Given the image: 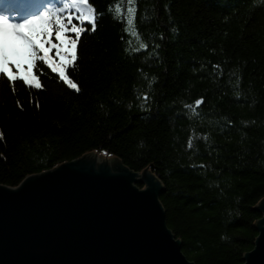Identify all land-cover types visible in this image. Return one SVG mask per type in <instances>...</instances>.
Returning <instances> with one entry per match:
<instances>
[{"label": "trees", "instance_id": "1", "mask_svg": "<svg viewBox=\"0 0 264 264\" xmlns=\"http://www.w3.org/2000/svg\"><path fill=\"white\" fill-rule=\"evenodd\" d=\"M88 5L96 30L65 67L79 91L39 61L31 86L0 77V185L105 153L161 180L190 261L244 264L264 198V0Z\"/></svg>", "mask_w": 264, "mask_h": 264}, {"label": "water", "instance_id": "2", "mask_svg": "<svg viewBox=\"0 0 264 264\" xmlns=\"http://www.w3.org/2000/svg\"><path fill=\"white\" fill-rule=\"evenodd\" d=\"M163 190L152 172L99 153L0 185V264H195L167 225ZM256 208L244 264H264V200Z\"/></svg>", "mask_w": 264, "mask_h": 264}, {"label": "snow or ice", "instance_id": "3", "mask_svg": "<svg viewBox=\"0 0 264 264\" xmlns=\"http://www.w3.org/2000/svg\"><path fill=\"white\" fill-rule=\"evenodd\" d=\"M58 4L43 5L42 10L30 13L27 18L13 19L6 12L0 13V77H6L13 85L22 80L31 86L33 80L24 73L34 77L33 69L39 61L79 91L65 75V67L77 59L78 41L88 31L85 23L91 26V31L96 30L95 16L83 11L91 7L88 0H58ZM52 49L60 59L59 66L50 55ZM35 86L41 87L38 79Z\"/></svg>", "mask_w": 264, "mask_h": 264}, {"label": "rangeland", "instance_id": "4", "mask_svg": "<svg viewBox=\"0 0 264 264\" xmlns=\"http://www.w3.org/2000/svg\"><path fill=\"white\" fill-rule=\"evenodd\" d=\"M83 11H85L86 13H87V11H86V8H84L83 9ZM59 58V57H58ZM52 59H53V61L55 62V63H57V65L59 66V64H60V61H59V59L57 60V59H54L53 57H52ZM97 153H99V152H97ZM99 154H101V155H103V156H106V157H110L109 155H107V154H105V153H99ZM85 156V155H84ZM144 172V171H143ZM143 172H141V173H143ZM156 176V175H155ZM138 186H140L141 188H142V186H143V188H146V185L144 186V185H140V184H138ZM13 188V187H12ZM262 200H264V198L263 199H261L260 201H262ZM260 201L258 202V204L256 205V207L260 204ZM260 219V218H259ZM258 222V221H257ZM257 222H256V224H257ZM255 247V246H254Z\"/></svg>", "mask_w": 264, "mask_h": 264}]
</instances>
